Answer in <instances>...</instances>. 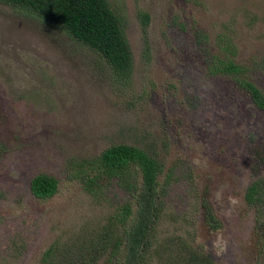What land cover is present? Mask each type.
<instances>
[{"label": "rangeland", "instance_id": "374dc122", "mask_svg": "<svg viewBox=\"0 0 264 264\" xmlns=\"http://www.w3.org/2000/svg\"><path fill=\"white\" fill-rule=\"evenodd\" d=\"M108 1L131 48L127 79L55 25L0 3V264H43L51 248L59 256L77 237L96 240L126 192L113 186L109 202L94 199L76 164L87 160L94 175L91 162L118 144L153 147L166 164L162 183L173 173L159 243L180 237L216 264H264L254 228L258 212L264 232V192L247 199L254 181L264 186V112L242 88L250 81L264 93V0ZM216 55L246 68L241 81L210 73ZM45 174L58 193L41 200L30 185Z\"/></svg>", "mask_w": 264, "mask_h": 264}, {"label": "trees", "instance_id": "16d2710c", "mask_svg": "<svg viewBox=\"0 0 264 264\" xmlns=\"http://www.w3.org/2000/svg\"><path fill=\"white\" fill-rule=\"evenodd\" d=\"M0 3L17 7L37 21L55 25L74 42L96 52L124 79L131 75L132 53L124 22L108 0H0ZM141 22L145 28L150 16L142 14ZM224 47L227 50L232 48ZM230 53L234 54L231 50ZM207 60L212 64V75L226 74L233 76L235 81H241L240 75L246 71L243 65L229 58L221 59L216 55ZM242 85L245 91L250 92L253 104L264 112V93L250 81ZM6 143L0 144V154L6 150ZM152 148L113 145L91 162L90 165L96 169L94 175L84 168L87 160L76 164L74 178L86 182L85 189L94 199L109 202L110 197L106 193L113 186L121 187L126 194L120 202L112 205L113 211L106 217L104 225L93 233L95 241L77 237V244L70 247L71 253L61 249L59 256L54 255L51 248L45 253L43 264H97L102 257L106 258V264H148L155 257L159 264H216L209 252L183 242L180 237H166V242H158L157 224L162 219L165 187L173 173L171 171L167 180L161 182L166 164ZM133 173L135 179L141 174L140 183L133 178ZM263 188V182L254 181L248 188L247 199L257 200L256 197L264 192ZM30 189L35 198L50 199L58 193V180L46 174L38 175L31 181ZM200 199L203 211L207 209L204 221L210 229H216L218 222L213 209L207 205L208 196L203 195ZM257 216L258 212L254 228L261 233H257V237L264 242V232L259 230ZM76 253L82 258L75 260L73 255Z\"/></svg>", "mask_w": 264, "mask_h": 264}]
</instances>
